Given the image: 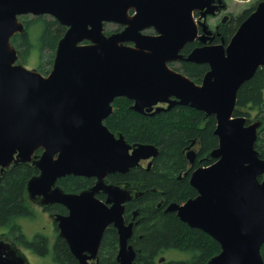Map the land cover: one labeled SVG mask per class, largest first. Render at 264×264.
<instances>
[{"label": "water", "instance_id": "95a60500", "mask_svg": "<svg viewBox=\"0 0 264 264\" xmlns=\"http://www.w3.org/2000/svg\"><path fill=\"white\" fill-rule=\"evenodd\" d=\"M221 2L0 0V169L32 163L39 170L28 183L29 199L68 211L54 222L79 264L98 258L110 227L118 234L117 263L136 264L130 243L135 223L127 224L124 216L132 191L106 179L135 168L150 170L153 161L145 162L159 152L151 145H130L105 125L120 98L141 115L165 111L158 106L168 104L166 111L184 106L216 118L219 145L210 155L215 163L197 169L190 180L198 196L170 205L166 213H176L220 245L209 264H264V160L255 149L263 122L235 116L239 90L264 68V1L227 46L207 45L213 35L202 23L203 47L187 58L181 54L198 37L194 13L206 18ZM23 16H50L67 28L50 74L17 64L11 41L26 31ZM107 24L123 30L106 34ZM151 28L156 35L142 34ZM179 61L209 66L201 85L169 67ZM68 176L96 183L67 194L57 182ZM101 193L105 201L97 197ZM0 264L29 261L0 240Z\"/></svg>", "mask_w": 264, "mask_h": 264}, {"label": "trees", "instance_id": "16d2710c", "mask_svg": "<svg viewBox=\"0 0 264 264\" xmlns=\"http://www.w3.org/2000/svg\"><path fill=\"white\" fill-rule=\"evenodd\" d=\"M251 13L246 12L243 19L246 20ZM21 21L25 23L26 31L21 36L16 35L11 41L19 52V61L23 65L27 64V58L36 48L41 59L38 71L49 74L50 69L46 65L53 67L54 55L67 28L49 16L30 19L23 17ZM110 32L107 30V34ZM228 34L231 36L232 32ZM229 38L226 36V39ZM195 47V44L188 45L184 53L188 55ZM178 70L201 85L209 68L206 65L184 63ZM132 104L125 98L116 99L113 104L114 112L105 121V125L114 134L122 135L128 144L151 145L159 152L150 170L135 168L126 174L116 173L107 178L108 184L129 186L142 194L128 206L126 213L128 221L131 218L129 212L137 211L139 215V225L134 227V235L130 241L137 252L136 264H159V257L166 252L187 253L189 258L167 261L164 264H209V260L221 252L220 245L207 234L182 224L176 215L164 213L157 207L160 202H165L164 206H168L197 197L198 193L189 185L188 179L179 180V177L189 167L186 150L194 141L201 148L199 160L204 157L209 159L210 153L218 147L219 141L214 135L216 118L181 106L156 115H141L131 110ZM250 110H258L260 115L263 114L260 118L264 123V68L258 70L253 79L239 90L235 116L250 119ZM260 131L255 149L264 160V124ZM41 155L42 150L36 152L35 159ZM212 163L213 160L209 159L199 164L205 167ZM39 173L32 163H19L4 171L0 169V232H8L0 234V238L10 240L12 237L15 247H26L33 254L46 259L51 250L49 238L38 234L30 241L21 225L22 221L36 219L28 196V183ZM95 183V179L68 176L59 180L57 186L67 194H79L92 188ZM97 197L104 199L103 194ZM66 211L58 205L48 212L62 214ZM118 243L117 231L114 228L107 230L100 249L101 264H118ZM51 252L53 264H78L67 243L60 237L56 238ZM262 255L264 258V246Z\"/></svg>", "mask_w": 264, "mask_h": 264}, {"label": "flooded vegetation", "instance_id": "af4514ba", "mask_svg": "<svg viewBox=\"0 0 264 264\" xmlns=\"http://www.w3.org/2000/svg\"><path fill=\"white\" fill-rule=\"evenodd\" d=\"M221 1L222 2L219 5L218 9L215 11V13L212 14V15H208L206 18H203V15H202V12L201 11H197V12L194 13V18H195V21H196V24H197V27H198V37H197V39L193 43H190V44H195L196 45V47L190 53H192L198 47H203V43H201L200 40H199V37L202 38L203 35H204V33H205L204 30H203V28H202V26H201L202 23H206V25L208 27V30L207 31L213 35V38L209 42L206 43L207 45L214 46V45L224 44L225 46H227L230 43V41L232 40V38L235 36V34L237 33L239 27L245 21L243 18H244V16H245V14H246L247 11H245L243 13H239V12H237V8H234V7L231 6V8H232L231 9L230 6H228L226 0H221ZM261 1H264V0H260L258 3H256L255 10H256L257 6L259 5V3ZM218 4H219V0H215V5H218ZM237 13H239V14H237ZM107 25H110V24H107ZM118 28H120V30H118L117 32H121L123 30V27H121V26H119ZM105 30H106V28H105ZM230 31L232 32V35L231 36L229 35L230 33L228 34V32H230ZM106 32H107V30H106ZM110 33H115V31L114 32L111 31ZM142 34H144V35H150V36L156 35L154 29H152V28L151 29H146L145 31H143ZM226 36H228L230 38L229 39H226ZM190 44H187L185 46V48L188 45H190ZM129 45H131L133 47L135 46L134 44H129ZM185 48L183 49V51H182L181 54L184 56V58H187L190 53L188 55H186L184 53ZM184 63H187V62H183V61L173 62V63H170L169 64V67L172 68V69H174V70H176V71H178V72H180L178 69ZM198 65H200V64H198ZM202 65H206V64H202ZM206 66H208V65H206ZM208 68H209V66H208ZM209 70H210V68H209ZM180 73H182V72H180ZM158 107L159 108H165V110H166L168 108V104H160ZM181 107H184V106H181ZM170 110H168V111H170ZM156 114H159V113H155V111H154L151 115H156ZM148 115H150V114H148ZM187 149L189 150V152H192L193 156L191 157L190 160L187 158L189 167H187L186 170L183 172V174H181V176L179 177V180L188 179L189 185H190V180H191L192 174L197 169L204 167V166H200L199 163H201L202 161H205V160L208 161L209 159H211V160H213V163L212 164H214L215 163V160L212 159V158H210V157H209V159H208V157H204V158H202V159L199 160L200 153H201V148H200V145L198 143H196L195 141ZM211 153H210V155H211ZM157 157H158V155H157ZM186 157H187V153H186ZM155 159H154V157H152L150 159H147L148 161L146 160L147 162H145V163H148V162H152L153 161V164H154ZM153 164H152V166H153ZM212 164H210V165H212ZM205 167H207V166H205ZM133 191H135V190L133 189ZM132 193H133V199H132V201H130L129 203L126 204V211H125V213L128 212V206L133 201L137 200V198H139V197L142 196V194H138L137 192H132ZM154 193H155V191H154ZM136 195H137V197H135ZM105 199H106V196L104 195L103 201H105ZM39 203H40L39 201H36L35 202V204L39 207L38 210L43 214V216H41V217L46 222V225H44L42 227V229L43 230L48 229V231H49V234H47V233L44 232L43 235L47 236L49 238V240H50V237H56V238L59 237L58 224L54 222V219L58 215H64V216H66L68 214V211H66V213H62V214L59 213V212H48V211H52L55 206H58V204H54V205H50V206H43L41 203L40 204ZM164 203L165 202L160 203L157 208H158V210H163L166 213V210L168 209V207L171 204H169L168 206H164ZM178 204H180V203H178ZM129 213L131 214V218H129V221L126 220V223L129 224V223H131L133 221V223H135V225H137L136 222H135V220L138 219V216H139L138 215V212L137 211H132V212H129ZM136 213H137V216H136ZM168 214H174V215H176V213H168ZM35 215H36V211H35ZM195 230H198V229H195ZM199 231L202 232V233H204L201 230H199ZM41 232L42 231L38 232L36 235L41 234ZM4 234H8V232L6 231V232H4ZM11 239L13 240V238L11 237L10 240L9 239H4L3 241H5L7 243L10 242L9 244H12L13 245ZM14 248H16V247L14 246ZM17 248H18L19 251H21V249H26V250L30 251L33 254V252L31 250L27 249L26 247L20 246V247H17ZM116 257H117V255H116ZM47 260L48 259L46 258V262H47ZM52 262H53V260H52ZM90 262L92 264H101L100 263V252L98 254V258L96 260H93V261H90ZM29 264H33V263L29 262Z\"/></svg>", "mask_w": 264, "mask_h": 264}, {"label": "rangeland", "instance_id": "374dc122", "mask_svg": "<svg viewBox=\"0 0 264 264\" xmlns=\"http://www.w3.org/2000/svg\"><path fill=\"white\" fill-rule=\"evenodd\" d=\"M260 0H226V2H227V4H228V6H230V8H231V6L232 7H234V8H237V12H239V13H243V12H245V11H247V12H254L253 11V9L256 7V3H258ZM232 9V8H231ZM239 13H237V14H239ZM235 14V13H234ZM252 14V13H251ZM24 17H27L28 19H30L32 16H24ZM23 18V17H22ZM21 18V19H22ZM21 21V20H20ZM21 22H23V21H21ZM24 23V22H23ZM25 24V23H24ZM26 26V25H25ZM119 26H117V25H115V24H110V25H106L105 26V28H106V30H109V31H115V32H117L118 30H120V28H118ZM21 36V35H20ZM35 38V37H34ZM14 46V45H13ZM38 50L35 48V49H33L32 51H31V54L29 55V57L27 58V64H25V65H23V64H21V62L19 61V59H18V62H17V64H20V65H23V66H25L28 70H31V71H38V65L40 64V62H41V59H40V56H39V54H38ZM55 58H56V53H55ZM18 57H19V52H18ZM55 60V59H54ZM43 61H46V59H44ZM42 64H44L43 62H42ZM46 66H48V68L47 69H50V71H49V74L51 73V71H52V69H53V67H51L50 68V66L49 65H46ZM46 69V68H45ZM39 72V71H38ZM120 99H123V98H120ZM250 112H251V114H252V118H246L247 119V123H248V120H250L251 122V124H253L254 122H256V121H262V119L260 118L262 115H260L259 114V112H258V110H250ZM205 114V113H204ZM206 115V114H205ZM207 116V115H206ZM208 117V116H207ZM210 117H214V116H210ZM216 130V129H215ZM260 130H262V128H260L259 129V131L258 132H260L261 133V131ZM215 133V132H214ZM215 135V134H214ZM219 145V144H218ZM186 153L188 154L189 153V150L187 149L186 150ZM210 158H211V156H210ZM209 166H211V165H209ZM209 166H207V167H209ZM123 188H125V189H127L128 191H132V192H135V191H133V189L132 188H130L129 186H128V188L126 187V186H122ZM193 188V187H192ZM194 189V188H193ZM198 193V192H197ZM29 196V195H28ZM132 196H133V193H132ZM198 196V195H197ZM195 199V198H194ZM30 200V199H29ZM192 200V199H191ZM37 201H39L40 203H42V199L41 198H39ZM189 201V200H188ZM188 201H186V202H188ZM31 202V201H30ZM36 202V201H35ZM35 202H31V205H32V207H33V209H35V211H36V219L35 220H32V221H22L21 222V225H23V228H24V232H25V235H26V237L31 241V240H33L34 239V237H35V235L38 233V232H40V231H42L41 232V234H44V232L45 233H47V234H49V231H48V229H45V230H43L42 229V227L44 226V225H46V222H45V220L41 217V216H43V214L38 210V206L35 204ZM185 202V203H186ZM39 203V204H40ZM160 203H162V202H160ZM159 203V204H160ZM185 203H180L181 205H183V204H185ZM172 204H178V203H171V205ZM179 204V205H180ZM164 212V211H163ZM165 213V212H164ZM125 218H126V213H125ZM176 217H177V215H176ZM139 218V217H138ZM178 218V217H177ZM50 219V218H49ZM179 219V218H178ZM48 220V219H47ZM180 220V219H179ZM133 222V221H132ZM135 222L137 223V225H139V221H138V219H136L135 220ZM181 222V221H180ZM182 224H184L183 222H181ZM137 225H135L136 227H137ZM185 225V224H184ZM111 228H113V227H110L109 229H111ZM108 229V230H109ZM2 233H4L3 231L2 232H0V234H2ZM106 233V232H105ZM56 237H50V248H51V250H50V254L47 256V262H46V259L45 258H43V257H39V256H37L36 254H32L30 251H28V250H26V249H21V251H19L20 253L22 252V254H24L25 256H26V258L28 259V261L29 262H31V263H33V264H53V262H52V257L50 256V255H52V247H53V245H54V241L56 240L55 239ZM1 240V239H0ZM4 240V239H3ZM131 241V240H130ZM119 242V241H118ZM7 243V242H6ZM8 243H10V242H8ZM12 245V244H11ZM13 247H14V245H12ZM17 247H20V246H17ZM16 247V249H18ZM101 249V248H100ZM117 249L119 250V243H118V245H117ZM184 248L182 247V249L181 250H183ZM118 252V251H117ZM221 253V252H220ZM219 253V254H220ZM218 254V255H219ZM217 255V256H218ZM216 257V256H215ZM162 258H164V259H166L164 262H162V263H160V260H162ZM188 258H189V255L187 254V253H180V252H166V253H163L160 257H159V259H158V261H159V264H164L165 262H167V261H174V260H178V261H181V260H188ZM214 258V257H213ZM212 258V259H213ZM211 259V260H212ZM211 260H209V262L211 261ZM77 261V260H76ZM78 262V261H77ZM79 264V263H78Z\"/></svg>", "mask_w": 264, "mask_h": 264}, {"label": "bare ground", "instance_id": "6f19581e", "mask_svg": "<svg viewBox=\"0 0 264 264\" xmlns=\"http://www.w3.org/2000/svg\"><path fill=\"white\" fill-rule=\"evenodd\" d=\"M22 254V253H21ZM22 255H24V254H22Z\"/></svg>", "mask_w": 264, "mask_h": 264}]
</instances>
